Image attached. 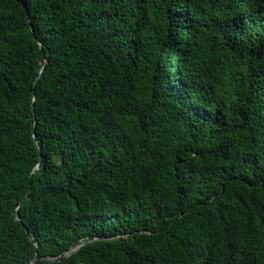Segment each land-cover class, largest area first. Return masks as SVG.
<instances>
[{
  "label": "trees",
  "instance_id": "trees-1",
  "mask_svg": "<svg viewBox=\"0 0 264 264\" xmlns=\"http://www.w3.org/2000/svg\"><path fill=\"white\" fill-rule=\"evenodd\" d=\"M35 252L264 264V0H0V264Z\"/></svg>",
  "mask_w": 264,
  "mask_h": 264
},
{
  "label": "water",
  "instance_id": "water-1",
  "mask_svg": "<svg viewBox=\"0 0 264 264\" xmlns=\"http://www.w3.org/2000/svg\"><path fill=\"white\" fill-rule=\"evenodd\" d=\"M26 20H27V23H28V26H29V29H30L31 33L33 34V29H32V27H31V25H30V23H29V18H28V16L26 17ZM43 68H44V67H43ZM43 68H42V70H43ZM42 70L40 71L39 76H40ZM39 76H38V77H39ZM32 111H33V107H32ZM17 220H18V219H17ZM18 221H19V220H18ZM28 236L30 237L29 234H28ZM30 239H32V238L30 237ZM84 244H85V243H80V244H78V245L71 246L70 249H69L67 252H65L64 254H62V256H67V255H69L70 253L76 251L79 247H81V246L84 245ZM35 248H36V247H35ZM59 258H60V257H57V258H44V259H45L46 261H56V260H58ZM37 260H38V255H37V253L35 252L34 257L30 260V262H29L28 264H34Z\"/></svg>",
  "mask_w": 264,
  "mask_h": 264
}]
</instances>
